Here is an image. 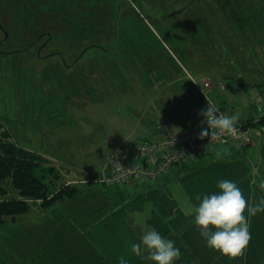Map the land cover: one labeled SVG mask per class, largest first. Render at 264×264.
Instances as JSON below:
<instances>
[{
	"label": "rangeland",
	"instance_id": "1",
	"mask_svg": "<svg viewBox=\"0 0 264 264\" xmlns=\"http://www.w3.org/2000/svg\"><path fill=\"white\" fill-rule=\"evenodd\" d=\"M0 26V140L85 182H95L111 148L150 138L160 116L174 121L168 115L187 110L198 95L195 89L181 98L187 78L200 83L211 68L227 70L236 83L224 78L221 92L233 89L235 98L222 103L209 93L228 115L244 113L242 105L264 89V0H0ZM42 32H51L50 40L42 34L33 47L9 53ZM169 184L181 211L192 212L183 187ZM33 206L0 226V264H74L83 237L72 227L58 230L61 215ZM72 208L71 200L65 213L74 216ZM142 209L149 212L147 204ZM136 221L141 236L148 228ZM194 225L189 238L202 261L264 264V222L253 228L243 261L209 249ZM187 260L181 255L174 264Z\"/></svg>",
	"mask_w": 264,
	"mask_h": 264
},
{
	"label": "trees",
	"instance_id": "2",
	"mask_svg": "<svg viewBox=\"0 0 264 264\" xmlns=\"http://www.w3.org/2000/svg\"><path fill=\"white\" fill-rule=\"evenodd\" d=\"M41 34L47 35L48 33L42 32ZM39 35L33 40H30L24 48L16 49L17 52L33 47L43 36L38 38ZM92 46H94L93 43L87 45L84 49ZM51 54L61 53L56 51ZM80 54L76 58L80 57ZM198 96L195 104L201 100L199 93ZM175 103L179 105L178 100ZM188 116L189 112L187 119ZM255 118L253 117L240 122L250 126L264 122L263 118H259L258 120H255ZM157 135L158 128L155 127L153 136H149L150 138L146 137L134 142L123 141L117 146H123L126 143L133 144L137 141L151 140ZM43 161L39 156L34 155L29 150H24L10 142L0 140V226L5 224L9 219H14L16 216L18 217L28 213L34 207L33 205H35L36 209H44L50 215L59 214L57 211L63 209L60 215L64 220L60 221L61 225L58 227V230L72 227L71 229L73 230L71 233L73 231L74 233L78 232L83 237V240L76 241L79 248L75 256L74 264H119L120 257L127 260L129 264H152L150 261L137 257L131 252L130 245L140 243L141 231L140 229L136 230L132 227L130 215L137 209L136 206L138 205L136 203L138 204L140 199L143 201H152L154 204H157V208L159 207L160 202L166 199V197H160V193H163L166 187H164V183L158 185L157 181L169 172L158 177L153 183L137 184L147 191L150 189L154 190L155 192L151 195L142 197L132 196L128 198L119 197L118 199L117 193L120 192V189L129 186L107 185L98 182H87L81 187L66 184L61 179L60 172L50 165L45 166V164H42ZM198 161L199 159L188 161V163L194 164ZM182 164H187V162L175 163L172 166L178 167L179 171ZM222 179L235 182L241 189L246 201H248L250 193L248 186L249 178L244 176V173H242V170L238 166H234L229 162L215 166L211 165L201 171H188L179 178V182L188 192L194 206H198L199 201L195 197L197 195H201L202 197L204 194H217L220 191L217 185ZM37 200H40V202H37ZM71 200L73 201L72 210L77 208L74 216L65 213L64 209L66 203ZM163 204L166 205L165 203ZM85 210L88 212L84 213L86 212ZM191 216L184 220L182 219V222H180L179 220H165L161 214L153 213L148 219V221L150 220L148 227L151 226L160 232L163 237L175 241V245L180 249L182 255L188 258L187 263L208 264V262L201 260L198 250L194 247L195 241L189 238V232L194 224L190 227L188 225L184 227ZM66 217H75L76 220L82 221V225L78 226L74 220ZM251 219L252 217L250 218L252 224H255ZM254 224L252 225L253 228ZM252 226L250 225V234L253 232ZM183 227L185 231H178ZM248 254L249 245L245 254L239 256L238 260H247Z\"/></svg>",
	"mask_w": 264,
	"mask_h": 264
},
{
	"label": "clouds",
	"instance_id": "3",
	"mask_svg": "<svg viewBox=\"0 0 264 264\" xmlns=\"http://www.w3.org/2000/svg\"><path fill=\"white\" fill-rule=\"evenodd\" d=\"M207 104L208 107L202 109L198 115L205 118L201 124L206 123L208 127L202 128L198 139L203 140L210 136L211 142L220 135L235 134L237 117L219 112L209 100ZM229 151L227 148L218 149L216 156L221 158V153H229ZM217 187L220 190L217 194L195 197L199 201L198 206L192 209L195 228L209 249L231 258L243 256L251 239L250 218L264 212V198L258 203H248L238 185L227 179L220 180ZM258 187L264 190V178L260 180ZM130 248L134 255L154 264H174L182 255L175 241L163 237L151 228L145 229L140 243H133ZM119 264H129V262L120 257Z\"/></svg>",
	"mask_w": 264,
	"mask_h": 264
},
{
	"label": "crops",
	"instance_id": "4",
	"mask_svg": "<svg viewBox=\"0 0 264 264\" xmlns=\"http://www.w3.org/2000/svg\"><path fill=\"white\" fill-rule=\"evenodd\" d=\"M230 68H231V66H230ZM203 74H204V72L199 73V75H203ZM228 74H227V70L214 67V68H211L209 70V73H205V76L203 77V78H210L211 79L212 89L210 91H211L212 95H214V97H217V96L219 98L221 97L222 103L232 101V98H235V96L233 94L235 91H233V89H228V93L227 92H224V93L221 92L222 90L224 91V89L227 88L226 86L223 88V85H222V83H223L222 80L224 78L230 80L229 82H235L233 79H230L232 77H230ZM187 79H190L189 80V83H190L191 78H187ZM191 83H192V81H191ZM191 83H190V86L187 84V82L183 83L180 86V90L178 92L181 94L182 99H187L186 95L188 96L189 92H194L195 88H194V86H191ZM182 86H184V87H182ZM236 90H239V86L237 87ZM259 91L261 93L260 97L259 96L255 97V99L250 97L249 99H247V102H245V104L242 105V106L245 105L244 107H246L244 113H240V112L238 113L235 110H233L234 108H230L228 112H230L231 114H233V112H236L234 114H236V116H238L237 121L250 119V118L257 116L260 113H264V99H263L264 98L263 97L264 89L260 88ZM198 97L199 96L197 95L196 99H194V100L191 99L190 103L187 105L188 108L186 111L183 110L184 112L181 111L182 112L181 113L180 111L174 110V112H172L173 115L172 114L168 115V116H173V118L176 119L174 121L168 119L169 124L173 123L170 127L168 126L170 132L176 133L184 126L185 120L187 119V114L189 112L188 110H190V107L195 104ZM236 100H234V101L237 102ZM257 104H260V106L259 107L256 106ZM161 110L164 111L163 108ZM255 112L257 115L254 114ZM164 113L166 114V110L164 111ZM239 114H241V115H239ZM252 126H253L252 127L253 128V140L249 145L244 146V147H239L235 144H229L226 146H218L217 145V146H214L213 148H211L209 151H207V153L200 156L198 158L199 161L197 163H194V164L191 163L190 164L187 162V164H182L179 171H178V169H179L178 167L176 168V166H172L170 169L171 171H169V173L166 174V176H164L163 178L161 177L157 181L158 185H162L163 183L165 184L164 187H166V189H165V191H163V193H160V197L161 198L166 197V199H164V201L160 202V204L158 205L159 206L158 208L156 206L157 204H154L152 201H143L142 199H140L139 200L140 202H138V204L136 203V205H138L139 207L136 206L137 209L133 212V214L130 215V217L132 219V220L130 219L132 227L136 230L141 229L139 223H137V221H136V218L139 217L143 221V223L145 225L144 227L153 229L151 226L148 227V222H150V220L148 221V219L151 217V215L153 213L161 214L165 220H170V221L179 220L180 222H182V219L184 220L185 218H187L191 215H194L193 211L190 213H184L181 211V208L178 206V204L175 202V200L172 197V194H171L172 192L169 189V186H170L169 183H171V182L173 183V182L177 181V183L182 186V184L179 182V178L182 177L184 173H186L188 171L189 172L190 171H192V172L193 171H201V170H204V168L211 166V165L215 166V165H220V164H224V163L229 162L230 164H233L234 166H238V168L242 170V173H244V176L249 178V182H248L249 185L248 186H249V190H250L249 192L250 193H249L248 203H250V204H252L253 202L258 203L261 198H264V190H261L258 187L260 180L262 178H264V122L259 123L257 125L254 124ZM153 131L154 130L152 129L150 136H153ZM221 148H227L230 151H229V153H221V158H217L216 151L218 149H221ZM60 171H62V169H60ZM178 172H180V173H178ZM61 176H62L61 179L66 184L81 187L85 183H87L84 181L85 178L81 179V178L77 177L76 175H74L73 173H70V171H65L64 173L61 172ZM183 190L188 195V192L184 189V187H183ZM178 191H180V190H178ZM153 192H155V191L152 189H150L148 191L145 189H139V188H137V189L133 188V189L129 190L126 187V188L120 189V192L117 193V198L118 199H119V197L128 198V197H132V196L142 197V196L151 195ZM163 203H165L166 205H164ZM144 204H147L149 206V212H147V213H146V210L142 209V206ZM193 206H194V204H193ZM37 210L38 211H45L44 209H40V208ZM33 211H35V210H33ZM139 211H141V212L138 213ZM57 212H59V215H60L61 211H57ZM25 215L28 216V213H26ZM251 220L255 222V224L253 223L254 228L255 229L258 228L259 223L264 222V212L258 213L256 216L252 217ZM180 222H179V224H180ZM253 224L251 222L250 225L252 226ZM252 228H253V226H252Z\"/></svg>",
	"mask_w": 264,
	"mask_h": 264
},
{
	"label": "built area",
	"instance_id": "5",
	"mask_svg": "<svg viewBox=\"0 0 264 264\" xmlns=\"http://www.w3.org/2000/svg\"><path fill=\"white\" fill-rule=\"evenodd\" d=\"M191 80L196 85L195 89L201 95V100L190 108L185 125L178 132L172 133L168 128L169 120L158 118V135L154 139L137 141L133 144L126 143L108 151L103 171L94 179L95 182L126 186L150 184L168 173L175 163L197 160L214 146L235 144L244 147L252 142V126L244 125L240 121H237L236 132L233 135H220L211 142L210 136L203 140L198 139L202 128L208 127L206 123L201 124L205 118L198 114L208 107L207 100L218 107L209 94L212 89L211 81L208 78H202L200 83ZM219 112L223 111L219 109ZM255 117V120L264 119V113Z\"/></svg>",
	"mask_w": 264,
	"mask_h": 264
},
{
	"label": "flooded vegetation",
	"instance_id": "6",
	"mask_svg": "<svg viewBox=\"0 0 264 264\" xmlns=\"http://www.w3.org/2000/svg\"><path fill=\"white\" fill-rule=\"evenodd\" d=\"M47 33H48V34H47V41H48V40H50L51 33H50V32H47ZM49 33H50V35H49ZM41 36H42V35H41ZM41 36H40V37H41ZM40 37H39V38H40ZM47 41H46V42H47ZM44 45H45V44H44V42H43V43L40 45V47L38 48V50H37V52H36V56H37V57H41L40 54H39V51L41 50V48H42ZM14 51L17 52L16 49H15V50H11L10 52H14ZM51 53H54V52H50V53H48V54H51ZM48 54H45V55H42V56L44 57V56H47Z\"/></svg>",
	"mask_w": 264,
	"mask_h": 264
},
{
	"label": "water",
	"instance_id": "7",
	"mask_svg": "<svg viewBox=\"0 0 264 264\" xmlns=\"http://www.w3.org/2000/svg\"><path fill=\"white\" fill-rule=\"evenodd\" d=\"M1 28H2V26H0ZM42 34H40L39 36H38V38L41 36ZM49 35H50V33H49ZM7 37V32L6 31H4V38H6Z\"/></svg>",
	"mask_w": 264,
	"mask_h": 264
},
{
	"label": "bare ground",
	"instance_id": "8",
	"mask_svg": "<svg viewBox=\"0 0 264 264\" xmlns=\"http://www.w3.org/2000/svg\"><path fill=\"white\" fill-rule=\"evenodd\" d=\"M253 127V126H252Z\"/></svg>",
	"mask_w": 264,
	"mask_h": 264
}]
</instances>
